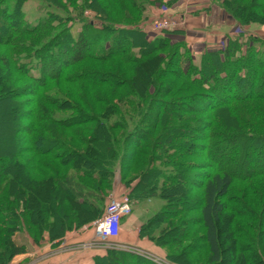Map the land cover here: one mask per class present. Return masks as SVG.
I'll use <instances>...</instances> for the list:
<instances>
[{
	"label": "trees",
	"instance_id": "1",
	"mask_svg": "<svg viewBox=\"0 0 264 264\" xmlns=\"http://www.w3.org/2000/svg\"><path fill=\"white\" fill-rule=\"evenodd\" d=\"M27 1L0 0V45L7 47L1 62L29 81L20 90L31 95L21 112L28 122L19 127L30 147L20 150L12 143L0 155V251L8 252L0 264L101 217L118 170L115 196L128 195L133 205L154 197L165 200L141 226L140 237L168 264H188L181 257L197 251L195 242L181 246L193 225L203 228L196 241L208 249V264H264V188L255 184L264 177V37L228 34L222 46L198 57L186 40L176 38L181 29L148 33L153 24L145 11L154 0H105L125 11L122 21L104 12L110 4L101 0H40L43 14L35 23L26 17ZM210 1L244 27L264 25V0ZM86 10L95 15H85ZM76 23L82 26L77 33ZM113 59L127 64L120 70L134 77L121 80L119 74L92 69ZM63 84L83 85L82 94L61 90ZM51 85L57 92L48 89ZM102 86L112 95L125 89L119 104L108 101L105 109L91 104L89 96L99 100ZM8 92L19 91H5L0 103ZM93 123L91 139L76 129ZM59 129H76L75 138L86 149ZM22 156L33 164L28 178L35 177V184L28 190L15 184L23 178ZM40 156L61 163L73 159L74 170L64 175L61 167L37 161ZM138 159L145 168L131 178L128 172ZM52 172L56 188L70 200L64 202L61 194L57 215L48 216L37 192L45 184H38L40 176L50 181ZM237 182L247 184L248 191ZM192 189L200 190L197 200L179 201ZM23 194L26 200L20 199ZM194 211L199 216L183 218ZM178 227L182 232L174 236ZM171 247L181 252L175 255ZM94 264L160 263L108 248Z\"/></svg>",
	"mask_w": 264,
	"mask_h": 264
},
{
	"label": "rangeland",
	"instance_id": "2",
	"mask_svg": "<svg viewBox=\"0 0 264 264\" xmlns=\"http://www.w3.org/2000/svg\"><path fill=\"white\" fill-rule=\"evenodd\" d=\"M256 2H259V0H257ZM101 3H105L106 7L110 4V6H109L110 10H107V11L105 10L104 11L105 13L109 14V12L111 11L112 15L114 17H116L117 20H121V21L124 20V17H125V11L124 10H119V8L116 7L110 1L105 2V0H101ZM148 6H150V4H148L147 7ZM210 6H211V8H214L215 10H217L219 12L221 21H224V23L229 25V30L223 36V38L220 42V45L217 42L218 47L222 46L226 42V40H227L226 35H228V34L231 37H235L236 35H239L240 32L243 31L244 34L246 33L247 35L248 34H255V35H258L260 37H264V25L263 24L254 23V24H251L249 26L244 27V26L236 23L235 19L225 9L221 8L218 5H215L211 1H210ZM211 8H208V9L211 10ZM169 9H170V7H169ZM24 10H25L27 19L31 23H35L36 21H38L39 17H41V15L43 14V13H41L40 0H28L24 5ZM146 10H147V8H146ZM85 15H87L89 17H93V15H95V14L91 10H86ZM161 17L162 18L168 17L171 19L173 18L172 16H169L168 13L160 14V16L154 18L150 23L153 24L154 21L158 20ZM172 20H175V19L173 18ZM81 28H82L81 24L76 23V25H74V27H73V30L75 33H77ZM157 34L155 33V35H157ZM6 52H7V47L0 45V66H1L0 67V84L2 86L0 97H2V95H4L3 93L5 91L6 92L9 91V89H11V90L15 89V92H16V90H18L19 92L13 93L12 96H10V94H9L10 92H8L7 95L9 96V98H6L5 101L0 103V118L2 117V120L0 121V125H1V128H0V155H3V151L7 150L8 147L10 145H12V143L14 144V147H16L17 149H20V150L26 146H28V148L30 147V145L26 142V135H25L24 131L19 129L20 124H22V122H24V124L28 122L26 120L27 117L22 116L21 112L24 111L25 108L26 109L28 108V107H26V105H29L28 100L31 98V95L27 92H24L23 90H20V89H22L21 87H23V89H24L29 81L25 80L23 77H21L19 74H17L16 71H13L11 69V67L8 65V63H2L1 62L2 61L1 58L4 56L5 57L7 56ZM162 61L163 60H161L160 62H162ZM122 64H123V62L120 59H113L112 61L99 63L95 66H92L93 67L92 69L97 70L99 72H104V74H105V72L108 74H119L122 76L121 80H125L127 78L132 79L134 77V75L132 73H127V75H126L124 73L125 71L123 72L120 70V68L122 70H124L128 67L127 64H123V65ZM2 73H3V75H2ZM82 86L83 85H81V87ZM81 87H80V84H76V85L63 84L60 89L64 90V91L66 90L65 92L68 91V93L71 95H73V93L75 94V92H76V94L78 93V95H81L82 93L79 91V89ZM48 89L50 91H52L53 93H55V92H57L58 87L51 85V87ZM108 89H109V87H105V86H102L100 88L103 95H98L99 100H97V101L93 100L92 95L89 96V101L91 102V104L94 105L95 107L99 106L102 109H105V106H107L108 101L119 104V98L121 97V95L124 94L125 89L120 88L119 90H114L113 95L109 94ZM110 89H111V87H110ZM87 95H88V93H87ZM14 97L17 98L16 99L17 101L14 100ZM105 97H107L108 99L106 98V100H105ZM74 98H75V101L77 103L82 105V107L87 110V108L85 106H83V103H81L77 97H74ZM24 100L26 102L25 105L19 106L18 102L19 101L23 102ZM86 112H88V111H86ZM89 112H91V111H89ZM66 114H68V113H66ZM57 116L63 117V116H65V114L59 113ZM90 126H91V128H88L85 126H79L76 129L79 133H81V135H84L88 139H91L92 134L95 131V123L91 124ZM76 129H66V130L59 129V132L62 135H64V137L66 139H68L69 141L76 143L81 148V150L86 149V146L80 144L78 142L77 138H75L74 131ZM225 151H227V150L225 149ZM28 154H29L28 157L34 156L32 152H28ZM205 160L206 159H201L200 161L205 162ZM20 161L24 163V165L19 170V174L23 178H21V180L19 181L20 184H17V182H15L16 187L18 189L24 187L25 190L32 189V185L35 184V181H34L35 177L34 178H31V177L28 178V174L30 173L31 168L33 167V164L29 161V159L27 157H23V156L20 157ZM37 161H41V162L47 161V162H51L52 164H54L56 168L61 167V169L64 170V175H66V173H69V172L74 170V162H73L74 160L73 159H69V160H66L63 163H61L60 161L58 162L57 160H53L48 156H40V157H38ZM256 163L257 162L250 163L249 167H247L246 170L250 169ZM11 164L12 163H9V165H11ZM144 164L145 163L141 162L140 160L137 163H135L134 166L131 168V170L128 172L129 176L131 178H134V177L140 175L145 168ZM39 168H40V166H39ZM209 171H210V169H209ZM120 175H121V172H120ZM56 180H57V176L53 175V172H52V178L50 179V181H47V180L42 181L41 176H40V180L38 183L40 185V184L45 182V184H42L43 185L42 188L37 192V195H38L39 202L41 203V206L46 207V213L48 216L49 215L51 216L52 214L57 215V210L54 208V206H56V204L58 205V198L60 197L61 194L63 197V201L66 199L64 202L67 203L70 200V198L68 197V194H66L65 192H62L60 189L56 188ZM255 184L257 187L264 188V177H260L258 179V182H255ZM235 186L238 188L247 190V191L249 189L248 185L244 184V183L237 182ZM235 186L233 189H235ZM122 187H124V186H122ZM233 192H234V190H233ZM199 193H200V190H197V189H195V190L192 189L189 191L186 190L181 195V198L179 199V201L184 200V201H188L190 203L191 200H197ZM20 199L26 200L25 194L21 195ZM164 202H165L164 199H162L160 197H154L152 199L143 200L141 202L135 203L133 205L135 210H134V213L132 215V219L136 218V219L142 221L143 222L142 225H143L144 223H146L148 221L149 217H151L156 211H158L163 206ZM78 208L82 209L80 207H78ZM190 216H199V213L197 211L189 212L187 214H184L183 218L190 217ZM42 223L43 224L46 223L44 218H42ZM173 226L177 227V225H174V223H173ZM179 226H181V225H179ZM181 232H182L181 228L178 227V230H175V232H171V233L174 236H177ZM202 232H203L202 226L193 225V227L190 228V237L187 240H185L181 245L184 248V247L191 245L195 242V245H196L195 249H197V251H195L193 254L184 255L182 257L180 256L181 259L183 261H186L188 264H208V249H206L204 247L203 248L197 247V246H199L200 242L196 241V237H198L199 236L198 234H201ZM47 243H48V239L42 241L40 245L35 246L31 250H34L35 248H38L40 246L42 247L43 244L46 245ZM143 245H144V243H143ZM146 247L147 246H142V247L140 246L138 248H139V250H142L144 248L147 249ZM1 248H2V245H0V250H1ZM180 249L181 248H179V247H171V252H173V254L176 255L177 252H181V251H179ZM7 255H8V252L6 253V251H3V253H2L0 251V256L2 258H3V256L5 257ZM34 256L35 257H32L33 259L31 258L32 260L36 259L37 255H34Z\"/></svg>",
	"mask_w": 264,
	"mask_h": 264
},
{
	"label": "crops",
	"instance_id": "3",
	"mask_svg": "<svg viewBox=\"0 0 264 264\" xmlns=\"http://www.w3.org/2000/svg\"><path fill=\"white\" fill-rule=\"evenodd\" d=\"M208 8H211L209 0H154L147 7L145 15L148 23L160 14L168 13L172 16L178 21V25L174 28L182 30L176 38L186 40L195 54L200 57L204 50L220 45L223 36L229 30V25L221 21L219 12L214 8L211 10ZM149 32L151 33V29ZM120 181L121 175L117 171L113 190L108 195L107 205L110 198L118 192ZM134 210L133 207V211L123 218L122 232L117 238L123 247L119 249L133 252L129 248L139 249L140 246H147V249L142 250L158 255L154 245L142 241L140 229L143 222L136 218L132 219ZM95 220L79 229L67 232L59 239L48 240V243L43 244L42 247L15 255L9 264H94L97 256L105 255L110 248L105 245L89 244L95 237L94 230L90 226ZM34 255H37L36 259L32 260Z\"/></svg>",
	"mask_w": 264,
	"mask_h": 264
},
{
	"label": "built area",
	"instance_id": "4",
	"mask_svg": "<svg viewBox=\"0 0 264 264\" xmlns=\"http://www.w3.org/2000/svg\"><path fill=\"white\" fill-rule=\"evenodd\" d=\"M178 25L176 20H172L168 17H161L154 21L151 29V33L155 34L164 29H172ZM133 211L132 200L128 195H123L120 197L112 196L109 204L107 205L105 213L90 224L91 228L94 230V240L91 241L90 245H105L110 248H122L123 245L119 244L117 238L120 235L122 227L123 217L129 215ZM89 226V225H87ZM133 252L140 254L146 258L152 259L153 261L160 264H168L167 261L153 253L148 251L129 248Z\"/></svg>",
	"mask_w": 264,
	"mask_h": 264
}]
</instances>
